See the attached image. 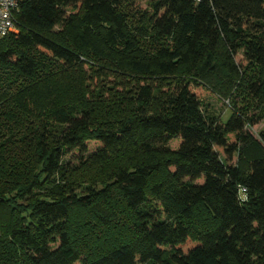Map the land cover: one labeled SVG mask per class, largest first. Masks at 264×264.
<instances>
[{
  "label": "trees",
  "instance_id": "trees-1",
  "mask_svg": "<svg viewBox=\"0 0 264 264\" xmlns=\"http://www.w3.org/2000/svg\"><path fill=\"white\" fill-rule=\"evenodd\" d=\"M210 91L253 113L224 122ZM263 119L264 0H24L0 37V264H264Z\"/></svg>",
  "mask_w": 264,
  "mask_h": 264
},
{
  "label": "rangeland",
  "instance_id": "rangeland-1",
  "mask_svg": "<svg viewBox=\"0 0 264 264\" xmlns=\"http://www.w3.org/2000/svg\"><path fill=\"white\" fill-rule=\"evenodd\" d=\"M137 2L139 3V5L141 6V8H147L149 5L150 0H137ZM243 58V56H239L238 57V61H240ZM113 76L115 75H110L106 78V84L107 85H111L114 86V88H117V90L119 91H124L126 88H130V83H128L127 85H120L117 83L111 84L110 83V79L108 78H113ZM176 78L178 77H173L172 75L166 76V77H158L155 78V86H159V88H161L162 93H164L166 90H168L169 88H171V86H169V82H173L176 80ZM161 81V82H159ZM162 82H164L162 84ZM162 84V85H161ZM172 85V84H170ZM99 89H97L96 92H98ZM101 93L106 94V96H109V92L104 91V90H100ZM223 94V93H221ZM256 102V99L252 98L250 95H247V93L243 92L241 94H238L236 96H234V98H223L220 95L213 93L210 91L209 93V97L206 100V103H208L209 107L208 109H210L211 112L215 113L216 115H218V117H220L224 122L227 121L230 117L231 114L234 113L235 109H238L242 112H248V114H252V105ZM250 130L261 140H263V145H264V119L262 121H260L259 123H257L256 125H254L253 127L250 128ZM92 146H95V143H93ZM237 159L236 155L233 158L232 162H235Z\"/></svg>",
  "mask_w": 264,
  "mask_h": 264
},
{
  "label": "built area",
  "instance_id": "built-area-1",
  "mask_svg": "<svg viewBox=\"0 0 264 264\" xmlns=\"http://www.w3.org/2000/svg\"><path fill=\"white\" fill-rule=\"evenodd\" d=\"M24 0H0V37L18 32V13Z\"/></svg>",
  "mask_w": 264,
  "mask_h": 264
}]
</instances>
